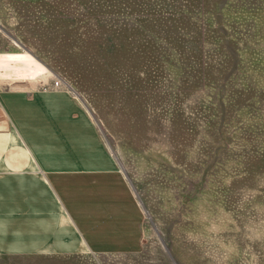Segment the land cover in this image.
Here are the masks:
<instances>
[{"label":"rangeland","instance_id":"rangeland-1","mask_svg":"<svg viewBox=\"0 0 264 264\" xmlns=\"http://www.w3.org/2000/svg\"><path fill=\"white\" fill-rule=\"evenodd\" d=\"M21 52L100 130L144 237L0 264H264V0H0V54Z\"/></svg>","mask_w":264,"mask_h":264},{"label":"crops","instance_id":"crops-1","mask_svg":"<svg viewBox=\"0 0 264 264\" xmlns=\"http://www.w3.org/2000/svg\"><path fill=\"white\" fill-rule=\"evenodd\" d=\"M144 212L68 94L0 87V258L134 256Z\"/></svg>","mask_w":264,"mask_h":264},{"label":"bare ground","instance_id":"bare-ground-1","mask_svg":"<svg viewBox=\"0 0 264 264\" xmlns=\"http://www.w3.org/2000/svg\"><path fill=\"white\" fill-rule=\"evenodd\" d=\"M48 70L27 52L0 54V80L35 82Z\"/></svg>","mask_w":264,"mask_h":264},{"label":"built area","instance_id":"built-area-1","mask_svg":"<svg viewBox=\"0 0 264 264\" xmlns=\"http://www.w3.org/2000/svg\"><path fill=\"white\" fill-rule=\"evenodd\" d=\"M59 82H60V81H55V82H54V86L57 87V86L59 85Z\"/></svg>","mask_w":264,"mask_h":264}]
</instances>
